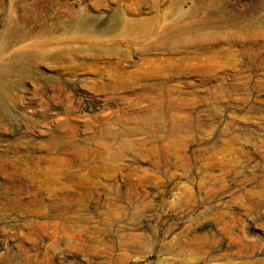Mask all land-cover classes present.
Here are the masks:
<instances>
[{
    "label": "rangeland",
    "instance_id": "rangeland-1",
    "mask_svg": "<svg viewBox=\"0 0 264 264\" xmlns=\"http://www.w3.org/2000/svg\"><path fill=\"white\" fill-rule=\"evenodd\" d=\"M72 2L90 18L79 22L89 25L125 10L150 16L170 6L168 0L139 6L133 0H0V77L9 73L8 82L0 78V264H264V0H177L183 10L210 11L187 24L231 27L219 45L232 50L228 64L203 56L180 65L152 102L141 101L140 92L154 85L141 81L112 95L97 122L94 108L104 102L84 86L94 75L68 67L117 59L135 70L143 58L198 57L219 36L179 40L182 54L123 50L49 64L33 39L17 43V31L35 30L37 40L57 37L53 30L73 19L56 18ZM9 83L11 91L4 87ZM134 99L147 119L126 118ZM53 109L68 110V118L50 122ZM61 117L76 124L73 136ZM108 120L111 125L101 124ZM138 172L153 183L140 182ZM138 219L144 237L130 241V223Z\"/></svg>",
    "mask_w": 264,
    "mask_h": 264
},
{
    "label": "bare ground",
    "instance_id": "bare-ground-1",
    "mask_svg": "<svg viewBox=\"0 0 264 264\" xmlns=\"http://www.w3.org/2000/svg\"><path fill=\"white\" fill-rule=\"evenodd\" d=\"M124 1H129V0H124ZM133 1L135 2V5H138L136 3H140L141 0H133ZM168 2L170 6L167 7V9L155 10V12L152 13L150 16H146V15L143 16L142 12H137L136 10H132L128 12L129 10L124 9L125 10L124 14L122 13L120 15L113 14L108 18L109 20L102 25H91V24L89 25L86 23L82 24L81 22H79L78 19H90V18L85 17V15H82L83 13L80 10L76 9L75 7L76 5L74 6L73 2L72 4L67 3L68 5L63 11L64 14H61V16L58 15L59 17L57 16L58 18L56 19H61L63 15H68L70 19H73V21L69 24V26L59 27L53 30L55 34L56 33L58 34L57 37H54L53 35L52 37H48L47 35H44L43 33H42L43 35H41L40 33L39 34L41 35L39 37L40 39L38 38L37 40L35 30L30 31L26 36L21 35L22 32L17 31L16 34L20 35L18 36L19 39L17 40V43L23 42L28 39H33L32 45L34 47L39 48L42 51V55L47 56L46 63L49 64V63H58L64 59L76 60L77 57H79L80 55L101 59L108 55L114 56L120 54V52H122L123 50L129 53L135 50H139L143 54H150V55L160 50L166 51V53L168 54H182V51L178 43L179 40L181 42L182 41L187 42V40L190 39L192 34L195 33L200 35L205 34L211 36H215V35L219 36V38H217L215 42L213 43L211 42L205 45L203 52L202 53L200 52L201 54L198 57H196L197 55L193 58L188 55L187 56L182 55L180 56V58H174L173 56L168 57L166 55L163 58H152V57L143 58L141 62H138L137 64L134 65V68L136 67V69L135 70L132 69L133 71L129 70L127 67H125L122 64L121 60H117V59L104 62V65L102 66L99 63H96L94 66H89L88 63H82L75 65L73 67H68L69 71L73 70V72H75L77 68H79L80 66H84L86 68H90L92 74L94 75L93 83L92 84L86 83L84 84V86L89 90L88 92L92 91L94 93H97L98 94L97 99L101 100V102H104L101 103L98 108H94L96 115H94L93 117L95 118L92 119H94L97 122V120H99L97 115H99V112H103L107 108L108 103L110 102V98H112L111 97L112 95L114 96L115 94L121 91H124L129 88L131 89L133 86H135V84L141 81H151V83L154 85L148 91L145 90L143 91L141 89H140L141 92L139 91L141 93V96L139 95L141 101L149 100L152 102L158 100L162 95L160 91V87L162 86H160L159 88H157V86H159V84H163L165 81L164 79L167 78L168 75H170L175 70L176 67L180 65H188V64L190 65L193 62V59L196 60L198 59L200 62L201 61L200 58L203 56L205 57L207 62L215 61L216 62L215 65L217 64L220 67L228 64L227 63L228 55L226 56V54H230L232 50L231 48L225 49L219 47V45L222 44L225 39L223 33L226 31L228 32L229 28L231 27L228 25L223 26L221 24H218L217 27H214L213 30L210 27H209L210 29H207V27L205 29V27L192 26L191 23L187 24L186 22L192 20L194 16L197 17L199 14H202L203 17L209 18L210 16L208 15L209 9L206 8L205 10H203V8H197L194 10L186 11L183 10L180 5L176 4L179 3L177 2V0H174V3L173 0L171 1L168 0ZM130 5L132 4L130 3ZM127 13L128 14L130 13L131 16H128ZM75 14L78 15L75 16ZM95 19L97 20V18ZM238 25L240 26V23ZM224 56L226 57V59L223 58ZM184 67L185 69H188L186 66ZM184 67L181 68L184 69ZM181 68H179L178 70H180ZM8 75L5 74V72L4 73L1 72L2 77L0 78H2L5 82H8L7 80ZM168 85H170V83ZM4 87H6V90L11 91L14 85L12 83H9L7 84V86L4 85ZM143 87L144 89L146 88L145 86ZM168 93L170 94L169 91H167V94ZM56 95L62 97L63 95L62 90L59 89L56 92ZM124 96L125 95H123L122 97ZM134 100L135 101H133L134 103L133 113L130 114L129 112L125 111L126 118L147 119L146 114L142 113L141 112L142 110L141 111L139 110L138 107L139 103L136 101L138 99H134ZM79 107L80 105L78 103L74 104V108H76V110ZM53 111L54 112H52L51 115L48 117L49 120L51 118H56L59 115L62 116V114L67 115L68 118V115L70 113L68 110L61 112L60 110L58 111L56 109H53ZM169 114L170 116H173L171 111H169ZM63 118H65V116ZM60 119H62V117ZM55 122L57 121L55 120ZM101 124L103 126L111 125L112 121L109 120L101 121ZM60 125L62 129L70 137L75 134L74 128H76L75 127L76 124L74 125L73 122L72 123L70 122V120L68 121L67 119L65 120L62 119ZM174 128H175V132L180 131V129H177V126H175ZM60 141H61L60 139L57 140L54 145H59ZM6 162L7 164L8 163L11 165L13 164L11 160H8ZM69 164L70 163L67 162V165ZM55 173L57 174L58 171ZM68 175L69 173L67 174V176ZM136 177L140 182L148 181L146 183H153L154 181L152 177L147 176L144 172L136 173ZM152 190L155 191L154 188H152ZM185 193L187 198L189 196H192L189 190H185ZM138 221H139L138 223H133V224L130 223L132 227L129 230L130 241H134L135 239L139 240L144 237L145 234L143 232L144 227L141 226L142 224L141 222H143V219L142 220L138 219ZM231 233L233 234L232 231L229 232V234Z\"/></svg>",
    "mask_w": 264,
    "mask_h": 264
}]
</instances>
